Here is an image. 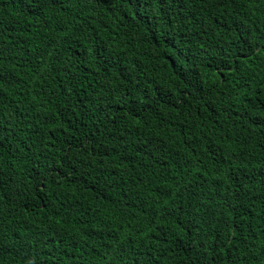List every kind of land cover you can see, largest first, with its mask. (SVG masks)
Returning a JSON list of instances; mask_svg holds the SVG:
<instances>
[{"label":"trees","instance_id":"obj_1","mask_svg":"<svg viewBox=\"0 0 264 264\" xmlns=\"http://www.w3.org/2000/svg\"><path fill=\"white\" fill-rule=\"evenodd\" d=\"M0 264H264V0H0Z\"/></svg>","mask_w":264,"mask_h":264}]
</instances>
